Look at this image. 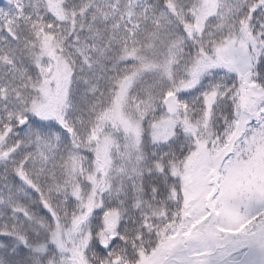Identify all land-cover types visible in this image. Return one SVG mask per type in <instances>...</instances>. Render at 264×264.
<instances>
[{
    "label": "snow or ice",
    "instance_id": "snow-or-ice-1",
    "mask_svg": "<svg viewBox=\"0 0 264 264\" xmlns=\"http://www.w3.org/2000/svg\"><path fill=\"white\" fill-rule=\"evenodd\" d=\"M0 264H264V0H0Z\"/></svg>",
    "mask_w": 264,
    "mask_h": 264
}]
</instances>
